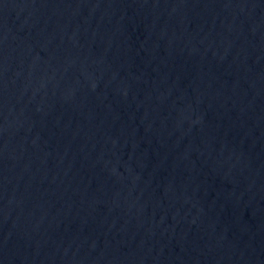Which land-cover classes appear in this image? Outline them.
I'll return each instance as SVG.
<instances>
[{
    "label": "water",
    "instance_id": "1",
    "mask_svg": "<svg viewBox=\"0 0 264 264\" xmlns=\"http://www.w3.org/2000/svg\"><path fill=\"white\" fill-rule=\"evenodd\" d=\"M0 264H264V0H0Z\"/></svg>",
    "mask_w": 264,
    "mask_h": 264
}]
</instances>
